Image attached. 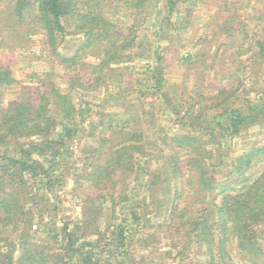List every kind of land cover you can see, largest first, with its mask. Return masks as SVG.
Masks as SVG:
<instances>
[{
    "label": "trees",
    "instance_id": "obj_1",
    "mask_svg": "<svg viewBox=\"0 0 264 264\" xmlns=\"http://www.w3.org/2000/svg\"><path fill=\"white\" fill-rule=\"evenodd\" d=\"M252 130L264 0H0V264H264Z\"/></svg>",
    "mask_w": 264,
    "mask_h": 264
},
{
    "label": "rangeland",
    "instance_id": "obj_2",
    "mask_svg": "<svg viewBox=\"0 0 264 264\" xmlns=\"http://www.w3.org/2000/svg\"><path fill=\"white\" fill-rule=\"evenodd\" d=\"M202 6H204V7L202 8ZM202 6H201V9L199 10L200 11L199 15L204 16V14L207 13L206 14V16H207L209 14V12H208L209 10L208 9L211 8L212 5L211 4L205 5L204 4ZM153 22L154 21H152V23ZM152 23L150 21H147L142 26V28L147 30V28L149 26H153ZM196 28H200L199 32L196 34V37L197 36L198 37L199 36H203V34H204L205 30H206L204 23H202L200 25L196 24ZM145 64H146V62H141V63L137 64V67L142 68L143 66H145ZM176 67L177 66H175L174 70H173L174 74H176V76L182 75L183 73L181 71H179ZM36 68L37 69H35V70L30 68L29 64L27 62H25V63L19 62V65L16 67V70H17L18 77L20 78V81L23 82V83H28L29 79L27 77L30 74H32L33 72H37V71L39 72V74H43V72H45L48 69V67H46V65L43 64V63H40V65H38ZM183 82H185V79L183 80ZM176 83L178 84L180 82H176ZM19 88L20 87H16V88L4 91L2 93V97L5 99V98H10V97L17 96V94L19 92ZM248 136L249 137L246 140H248V141L254 140L256 142H260L264 138V136L258 135L257 131H255V130H252L251 132H249ZM242 150L243 149L241 148V146L234 145V150L232 151L231 157L232 158L237 157L239 154H241ZM61 194H64V193H61ZM62 198L65 201V208H63L61 210L62 211L61 214L65 215L66 217H74L75 218L78 215V211H79V209L76 207L77 203H73L72 202V196L70 194H64L63 196H61V199ZM68 201H69V203H68ZM196 259H198L196 256H192L189 260H186L184 264H190L191 262L194 264L196 262ZM158 260L159 259H157L156 262L151 263V264H159ZM172 264H177V263H172Z\"/></svg>",
    "mask_w": 264,
    "mask_h": 264
}]
</instances>
